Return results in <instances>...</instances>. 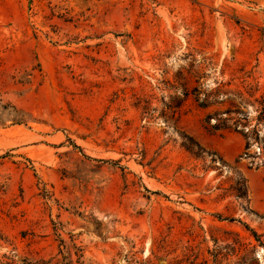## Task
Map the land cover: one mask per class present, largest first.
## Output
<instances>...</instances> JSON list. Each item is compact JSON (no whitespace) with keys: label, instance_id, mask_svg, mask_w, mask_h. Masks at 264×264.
<instances>
[{"label":"rangeland","instance_id":"374dc122","mask_svg":"<svg viewBox=\"0 0 264 264\" xmlns=\"http://www.w3.org/2000/svg\"><path fill=\"white\" fill-rule=\"evenodd\" d=\"M263 107L264 0H0V264H264Z\"/></svg>","mask_w":264,"mask_h":264},{"label":"trees","instance_id":"16d2710c","mask_svg":"<svg viewBox=\"0 0 264 264\" xmlns=\"http://www.w3.org/2000/svg\"><path fill=\"white\" fill-rule=\"evenodd\" d=\"M230 113V112H227ZM260 115L264 117V107L260 111ZM236 126L234 130H236ZM224 127H219L218 125L212 126V130L217 132L221 130H225ZM243 133V130H241ZM246 139V146L245 149L249 147V140L247 139V134L243 135ZM264 149V144H263ZM245 230L248 231L254 241L261 247L264 248V242L261 241V235H258L256 231L250 229L249 227L245 226ZM230 248L229 256L233 258V264H258L257 258L255 257V245L249 247V244H242L239 240H233L231 244L228 246Z\"/></svg>","mask_w":264,"mask_h":264}]
</instances>
